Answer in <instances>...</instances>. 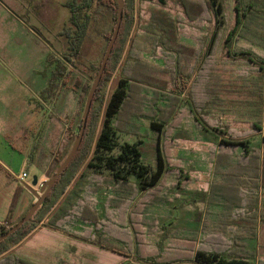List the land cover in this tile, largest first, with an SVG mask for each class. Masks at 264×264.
<instances>
[{"label":"trees","instance_id":"1","mask_svg":"<svg viewBox=\"0 0 264 264\" xmlns=\"http://www.w3.org/2000/svg\"><path fill=\"white\" fill-rule=\"evenodd\" d=\"M139 1L156 3L157 7L149 10L144 21L135 0H124L120 31L93 98L79 150L31 222L0 243V257L20 245L45 221L50 229L64 231L66 226L82 225L83 233L72 236L103 251L132 258V262L125 264H254L236 252L207 251L198 247L197 239L173 241L166 249L150 248L141 218L149 206L171 201L168 196L171 192L185 194L193 184L187 168L174 157L180 142L188 139L183 126L189 121L201 134H212L217 139L215 143L210 141L213 168L215 171L222 168L223 181L231 180L226 183L228 190L237 192L219 194L218 198L212 195L207 200V195L214 194V185L210 183L208 191L195 192L199 201L205 208L224 203L234 220L237 218L232 213L236 209H254L247 216L248 226L245 225V230L250 228L253 235L257 220L264 222V53L236 48L241 40L264 37L260 32L264 30L260 27L264 26V0H226L233 4L234 25L229 28L221 0H173L189 22L197 24L208 20L209 15L214 17L215 27L203 50L180 40L179 18L166 9L168 0ZM67 7L70 12L67 40L62 54H58L60 59H54L55 73L47 93L56 96L57 90L69 85L68 68L79 70L87 82L74 83L81 117L69 146L55 155L48 179L64 162L80 131L87 96L112 37L118 11L116 0H69ZM96 37L104 43L99 62H81L84 44ZM219 43L227 48V61L232 69L236 63L245 66L246 75H236L232 84L239 85L238 93L253 99L244 111L235 109L233 121L224 119L233 115L232 111L225 106L223 97H214L215 92L208 86L209 63ZM149 58L161 61L162 65L150 63ZM116 76L117 85L107 98L108 86ZM229 91L237 93L235 89ZM141 121L149 122L147 133L154 135L148 144L143 140L146 135L141 134ZM233 122L246 123L248 128H233ZM122 135L133 136L135 141L120 143ZM257 137L260 141L252 143ZM245 184H249L254 194L250 202L243 199ZM104 189H109L112 195L106 198L101 216L95 196ZM20 191L22 188L18 187L19 195ZM18 200L15 193L8 216L0 223V236L27 214L28 211L15 221L13 213ZM113 210L127 215L134 249L131 238L128 246L118 247L105 237L108 234L112 240L126 244L122 238L112 236L109 224Z\"/></svg>","mask_w":264,"mask_h":264},{"label":"rangeland","instance_id":"2","mask_svg":"<svg viewBox=\"0 0 264 264\" xmlns=\"http://www.w3.org/2000/svg\"><path fill=\"white\" fill-rule=\"evenodd\" d=\"M68 1L0 0V162L11 173L0 167V221L7 218L15 193L19 198L13 213L15 221L29 210L36 198L25 186L38 192L39 185L49 180L47 173L54 167L55 155L69 146L74 127L81 117L76 104L78 90L74 83L76 80L80 82L87 80L79 70L68 68L71 70L69 85L59 92L57 90L56 96L51 97L47 93L55 73L54 59H60L58 54H62L64 42L67 40L70 17ZM221 1L226 9L228 28L232 27L233 4L229 5L226 0ZM135 3L137 12L143 16L144 21L149 10L157 7L156 3L139 0H135ZM166 9L179 18L180 40L183 43L202 47V50L206 48L215 27L212 15L208 16V20H200L194 24L186 19L183 9L177 2L168 0ZM260 32L264 34L263 29ZM250 38L248 41L241 40L236 44V48L247 47L254 52L264 53V37ZM218 47L209 63L208 86L212 87L213 94L215 92L214 97L218 95L221 99L223 97L225 106L232 111L233 115L224 119L233 121L235 109L244 111L253 99L245 93H238L239 85L232 84V78L235 80L236 75H246L243 69L245 66H238L236 63L232 69L227 61V48L222 43H219ZM103 48L104 43L98 37L88 39L84 44L80 61L99 62ZM148 61L156 66L162 65L159 60L149 58ZM117 80L118 76L109 84L107 98L115 89ZM233 89L237 93L229 91ZM140 124L141 134L146 135L143 140L148 144L152 135L151 132L147 133L149 122L141 121ZM232 126L239 130L248 128L246 123L233 122ZM183 131L188 139L180 142V146L174 150V157L187 168L193 177V184L185 194L171 192L168 195L171 201H159L146 209L141 221L149 247L166 249L173 241L197 239L198 247L207 251L225 253L232 251L240 257L248 258L254 264H264V222L257 220L255 235L250 228L247 227L248 230H245V225L249 224L247 220H250L247 216L251 215L254 209L247 207L243 210L236 209L232 213L237 218L234 220L224 207V203L221 204L223 206L213 205L205 208V204L195 195V192L208 191L210 183L214 185L215 195H207V200L212 195L218 198L219 194L222 196L237 194L235 190H228L226 183L231 180L223 181L222 168H219L220 171L213 168L214 155L210 150L212 146L210 141L215 143L217 139L212 134H201L189 121L184 124ZM134 141L133 136L122 135L120 139V143ZM258 141L260 137L252 140V143L256 144ZM23 172L28 177L21 185L15 176ZM34 177L38 178L39 185L36 187L32 186ZM248 185L245 184L243 199L250 202L252 199L250 196L253 197L254 194L250 192ZM18 187L22 188L20 195L17 192ZM70 190H73V186ZM111 195L109 189H104L95 196L101 216L103 204ZM257 198L258 202L262 200L260 191ZM220 201L229 204L227 200ZM61 204L62 202L59 206ZM256 212L259 214V207ZM113 214L109 224L112 236L122 238L126 244L112 240L108 234L105 237L118 247L128 246L131 238L134 249V237L126 222L127 215L122 213L119 215L116 210H113ZM65 230L50 229L45 221L39 223L32 235L0 257V264L132 262V258L103 251L98 246L83 243L72 236L83 233L82 225L66 226ZM128 231L131 235H128Z\"/></svg>","mask_w":264,"mask_h":264},{"label":"water","instance_id":"3","mask_svg":"<svg viewBox=\"0 0 264 264\" xmlns=\"http://www.w3.org/2000/svg\"><path fill=\"white\" fill-rule=\"evenodd\" d=\"M116 2L118 5L116 24H115V27L113 30L112 37L108 43L104 57L102 59L99 71H98V73H97V75H96V77L92 83L89 94L87 96V100H86L84 110H83V115H82L81 128H80L79 134L77 135V137L75 139L74 145L72 146V148H71L70 152L68 153L67 157L65 158L64 162L59 166V168L56 170V172L53 174V176L48 181H46L42 185H39L38 184V178L37 177L33 178L32 186L36 187L39 185L40 188H39L38 192H35L31 187L24 185L25 188L28 191H30L31 194H33L35 196L36 201L33 203V205L28 210L27 214L23 217L22 220H20L14 227H12L10 230H8L4 235L0 236V243L2 241L6 240L7 238H9L14 233H16L24 224L31 222V220L34 217V215L36 214V212L39 210V208L45 202L47 196L49 195V193L53 189L57 180L64 173V171L67 169V167L70 165V163L72 162L73 158L75 157L76 153L79 150V147L81 145V142H82V139H83V136L85 133V129H86V125H87V119H88V115H89V112L91 109L93 98L95 96L97 88H98L100 81L102 79L104 70H105L106 65L109 61L110 55H111L113 47L116 43L119 31H120V27H121V23H122V19H123L124 0H116Z\"/></svg>","mask_w":264,"mask_h":264},{"label":"built area","instance_id":"4","mask_svg":"<svg viewBox=\"0 0 264 264\" xmlns=\"http://www.w3.org/2000/svg\"><path fill=\"white\" fill-rule=\"evenodd\" d=\"M27 177H28V175L26 174V173H22V174H20V175H17V176H15V178L17 179V181L21 184V185H23L24 184V182H25V180L27 179Z\"/></svg>","mask_w":264,"mask_h":264},{"label":"crops","instance_id":"5","mask_svg":"<svg viewBox=\"0 0 264 264\" xmlns=\"http://www.w3.org/2000/svg\"><path fill=\"white\" fill-rule=\"evenodd\" d=\"M147 3V2H146ZM41 10H43V8H41ZM43 12V11H42ZM40 17H38V19H39ZM26 160H27V158H26ZM0 167L3 169V170H7L9 173H10V171H9V169L7 168V167H5L1 162H0ZM11 174V173H10ZM10 184H11V182H10ZM1 222H3V221H0V223Z\"/></svg>","mask_w":264,"mask_h":264}]
</instances>
